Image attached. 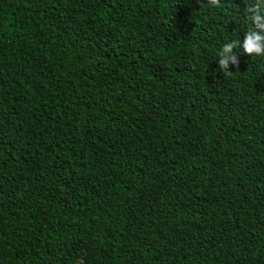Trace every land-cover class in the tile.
Listing matches in <instances>:
<instances>
[{"label": "trees", "instance_id": "obj_1", "mask_svg": "<svg viewBox=\"0 0 264 264\" xmlns=\"http://www.w3.org/2000/svg\"><path fill=\"white\" fill-rule=\"evenodd\" d=\"M254 15L0 0V264H264Z\"/></svg>", "mask_w": 264, "mask_h": 264}, {"label": "clouds", "instance_id": "obj_2", "mask_svg": "<svg viewBox=\"0 0 264 264\" xmlns=\"http://www.w3.org/2000/svg\"><path fill=\"white\" fill-rule=\"evenodd\" d=\"M249 12H255L256 9L250 8ZM251 22L257 25V28L264 32V23H260L261 17L259 15H254L251 18ZM231 45L225 48V51H230ZM244 53L247 55H256V56H264V35L257 34L256 31L249 29L246 39L243 45ZM224 65V62H222Z\"/></svg>", "mask_w": 264, "mask_h": 264}]
</instances>
